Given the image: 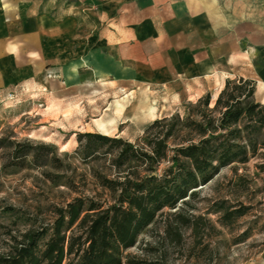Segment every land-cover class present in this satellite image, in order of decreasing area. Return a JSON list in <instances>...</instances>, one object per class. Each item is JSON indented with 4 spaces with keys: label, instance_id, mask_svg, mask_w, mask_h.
<instances>
[{
    "label": "crops",
    "instance_id": "obj_1",
    "mask_svg": "<svg viewBox=\"0 0 264 264\" xmlns=\"http://www.w3.org/2000/svg\"><path fill=\"white\" fill-rule=\"evenodd\" d=\"M256 6L251 17L243 0H0V97L37 85L100 91L77 103L66 98L65 120L76 122L73 130L101 132L93 126L102 123L123 136L117 126L130 114L150 122L166 116V100L181 92L186 99L193 90L196 99L208 93L202 84L238 56L236 38L264 47V0ZM237 77L256 81L259 92L264 66L258 79L224 75L223 84Z\"/></svg>",
    "mask_w": 264,
    "mask_h": 264
},
{
    "label": "trees",
    "instance_id": "obj_2",
    "mask_svg": "<svg viewBox=\"0 0 264 264\" xmlns=\"http://www.w3.org/2000/svg\"><path fill=\"white\" fill-rule=\"evenodd\" d=\"M254 91L252 79L227 78L213 103L206 93L186 104L184 116L171 114L150 121L144 128L143 145L122 137L77 132L78 142L85 140V158L100 146L115 150L111 161L116 178L98 177L99 185L113 193L111 201L72 198L56 209L47 239L41 241L45 230L25 232L17 244L0 253V264H165L169 247L181 245L182 227L190 228L194 246H200L196 257H203L208 247L205 236L214 229L185 207H193L188 199L197 195L196 188L226 167L242 191L254 179L264 180L238 173L240 168L247 170L243 166L253 158L254 166L264 174V103L254 100ZM38 148L49 149L46 145ZM28 154L33 163L43 164L37 152L25 150L18 155L17 148L10 152V164L18 165L17 160L23 162ZM163 161L167 164L159 172ZM222 204L216 212H220L218 221L223 226L251 208L242 202L236 209ZM163 217H172L174 223H163L153 245L138 241L140 234L154 230ZM135 245L145 256L155 253L157 259L148 261L127 251ZM211 254L209 251V259Z\"/></svg>",
    "mask_w": 264,
    "mask_h": 264
},
{
    "label": "rangeland",
    "instance_id": "obj_3",
    "mask_svg": "<svg viewBox=\"0 0 264 264\" xmlns=\"http://www.w3.org/2000/svg\"><path fill=\"white\" fill-rule=\"evenodd\" d=\"M243 1L248 5L249 15L255 17L258 0ZM252 21L255 20H250ZM236 39L233 53L238 56L233 57L231 65L222 67L223 73L202 84V89L210 94L211 103L215 100L214 95L223 87L224 75L234 77L244 73L258 79L259 70L264 66V47L261 45L258 48V41L251 37L247 41ZM242 51L247 52L241 56ZM45 86L18 87L0 97V253L7 252L12 245L17 244L27 231L45 230L41 241L47 239L56 209L76 196L111 201L113 193L99 185L98 177L102 175L108 179L116 178L117 169L111 161L115 150L108 145L100 146L93 156L85 158L82 154L85 140L78 142L77 132L122 137L137 145H143L144 128L149 123L135 121V116L130 114V121L117 126L119 132H124L123 136L117 135L112 128L105 130L102 123L93 126L101 132L88 131L90 125H85L81 131L73 130L71 128L76 122L65 120L66 115L71 113L69 109H65L66 98L77 103L80 98L84 97L86 100L88 94H98L100 91L84 89L71 94L58 90L59 88L48 89ZM259 86L261 90L258 92L255 81L253 98L264 103V84ZM198 92L199 90L190 92V99H186L185 93L181 92L177 101L171 98L166 100L164 108L169 109L166 116H184L187 111L186 104L194 103V94ZM101 93L106 96L107 92ZM152 98L150 100L154 101L155 98ZM136 100L138 99H134ZM160 101L157 98L156 105ZM170 142L171 140H167V143ZM39 145L48 146V151L38 148ZM14 148H17L18 155L25 150L37 152L43 164L33 163L30 154L23 162L17 160L18 165L10 164V152ZM254 163L255 160L251 158L243 166L247 170L240 168L238 173L264 178V174L257 170ZM166 164L167 161L161 162L158 171ZM232 178L233 172L229 167L222 169L212 181L196 188L197 195L188 199L193 207L185 206L188 211L201 215L214 229L205 236L204 243L208 242V247L204 256L196 257V250L200 246H194L190 228L182 227L181 245L169 247L165 264H264V180L256 178L242 191L236 188ZM223 200L225 204H222ZM238 202L251 205V208L244 215L229 221L227 226H223L218 221L220 212H216L219 205L236 209L240 207ZM182 205L184 206H180ZM174 210L164 208V211ZM164 222L174 223V220L172 217H163L154 230L140 234L138 241L142 239L153 245L156 232L161 230ZM127 251L144 256L148 261L157 259L153 252L145 256V252L138 245ZM209 251L212 252L211 259L208 258Z\"/></svg>",
    "mask_w": 264,
    "mask_h": 264
},
{
    "label": "bare ground",
    "instance_id": "obj_4",
    "mask_svg": "<svg viewBox=\"0 0 264 264\" xmlns=\"http://www.w3.org/2000/svg\"><path fill=\"white\" fill-rule=\"evenodd\" d=\"M218 92L214 95V99L216 98ZM214 101V100H213ZM126 102V98H120V99H116L115 101V111L117 114H121L123 108H124V104Z\"/></svg>",
    "mask_w": 264,
    "mask_h": 264
}]
</instances>
